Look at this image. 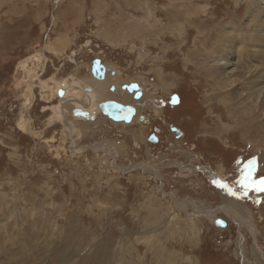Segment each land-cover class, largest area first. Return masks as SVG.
Here are the masks:
<instances>
[{
    "label": "rangeland",
    "instance_id": "374dc122",
    "mask_svg": "<svg viewBox=\"0 0 264 264\" xmlns=\"http://www.w3.org/2000/svg\"><path fill=\"white\" fill-rule=\"evenodd\" d=\"M84 39L131 57L129 76L151 95L147 114L174 111L186 136L173 153L133 124L120 154L136 155L121 162L133 169L116 177L76 146L78 123L45 131L24 116L17 69L67 59ZM212 52L251 72L234 87L219 81ZM152 88L178 92L182 105L160 110ZM263 94L264 0H0V264H264L253 253L257 244L264 256ZM50 108L46 121L59 114Z\"/></svg>",
    "mask_w": 264,
    "mask_h": 264
},
{
    "label": "flooded vegetation",
    "instance_id": "af4514ba",
    "mask_svg": "<svg viewBox=\"0 0 264 264\" xmlns=\"http://www.w3.org/2000/svg\"><path fill=\"white\" fill-rule=\"evenodd\" d=\"M111 50H114L113 53ZM124 51L123 49L115 50L113 45H107L106 42H89L87 39H84L80 47L75 50L74 55L68 56L67 59L64 57L56 58L57 61L55 62V59L51 58V56L49 58L44 55L40 56L42 62L38 70H36V67H33L32 70L30 69V71H26L24 74L21 72L22 69H17L16 71L17 78L19 77L18 80L21 82V90L29 94V101L25 109H23L25 112L24 116H26V118L28 117V119L30 118L34 126L40 123L45 131L56 125L65 130L70 126L75 128V125H77L76 123H78L77 126H79L80 129H77L79 132L75 140V143L78 142L76 146L80 150L84 149V152L91 151V154L96 152L99 156L102 155L104 158H101L106 160L103 165L104 173L115 171L116 177H120L122 174L125 176L129 174L127 171L133 169L131 167L123 169L121 162L130 164L132 162V157L136 155L132 154L128 157L120 155L122 152L127 154V148L124 151L123 149L129 146V126L133 124L138 125V123H144L145 126H150V130L144 135L145 141L149 143L150 146L164 144L163 149L166 153L171 151L170 146L173 145L174 140L186 136V131L176 122L177 118L174 111L164 114L163 111L159 112L158 110L157 113L161 114L156 115L152 113L151 110V112L147 114L146 108L144 107L146 106V102L142 96L145 92L149 91L146 90L147 87L143 84L141 78H131L129 76V68L132 59L127 53L125 54ZM121 53L124 56L119 57ZM40 54L42 53L40 52ZM117 58H122L124 60V67L115 66L118 62ZM35 60H37V58H35ZM114 62L115 64H113ZM46 71H48V73H46ZM150 81H154V77H151ZM150 84L154 86L152 83ZM72 90H74V92ZM151 93L154 96L153 103H159L160 110L161 108L173 110L175 108L174 106L179 107L182 105L179 104L182 98L178 92H171L168 96H163L152 88ZM129 95L132 99L134 98L133 100H135V102L138 99L137 101H139V103L128 102L126 99ZM173 95H177L178 101L172 104L171 100L173 99ZM19 97L20 96L17 98ZM74 99L75 101H79L74 103ZM81 101L88 103L83 105ZM87 105L91 108L85 107ZM127 105H133L135 108L133 120L130 122H126L123 116L119 120H114L102 110L106 109L111 111L110 109L115 107V109H119L118 113L122 114L121 109L126 108ZM57 106H61L60 114L57 115V118L49 121L44 120V114L51 109L50 107ZM15 107L19 109L22 108L21 100H16ZM177 107L176 109L178 110L179 108ZM75 109H79L81 112L85 113V116L77 115L76 117V115L73 114ZM69 135L65 138L68 142L71 141L72 137ZM113 138L115 139L111 141ZM135 141L133 139L131 145L138 146L137 149H140L141 144L139 143L137 145ZM65 144L68 145L67 142H65ZM171 152L173 153V151ZM97 161L99 162L95 156L94 166L97 164ZM141 162L143 163L145 161H140V163ZM169 166L170 165H166L165 167ZM115 167L117 169H115ZM175 167V172H177V166ZM104 173L102 174L106 175ZM244 195L245 194H243V196ZM222 210L226 211L225 209ZM216 218L218 217L212 218V221ZM224 220L226 221V219Z\"/></svg>",
    "mask_w": 264,
    "mask_h": 264
},
{
    "label": "bare ground",
    "instance_id": "6f19581e",
    "mask_svg": "<svg viewBox=\"0 0 264 264\" xmlns=\"http://www.w3.org/2000/svg\"><path fill=\"white\" fill-rule=\"evenodd\" d=\"M172 16V15H171ZM251 39V38H250ZM253 43V42H252ZM218 50V49H217ZM212 55V56H211ZM211 55H209L210 57H211V59H213V60H216V59H218V64H217V67L219 68V72H217V73H215V76H216V78L217 79H219V81H221V82H223V83H225V84H230L232 87H234V85L237 83V82H240L243 78H245V77H247V73H249V72H251V71H249V69L248 68H238L237 66H233L232 65V61L230 60V59H228V58H226V57H222V56H220L219 54H213V52H212V54ZM35 68V67H34ZM231 75H234V78H231ZM231 78V79H230ZM247 81L252 85V80L250 79V78H248L247 79ZM248 83V84H249ZM81 85V84H80ZM66 86V85H65ZM248 87V86H247ZM252 89H255V88H252ZM56 90V89H55ZM54 90V91H55ZM70 90V89H69ZM74 90H75V87H74ZM74 90H72L73 92H74ZM251 90V89H250ZM249 90V91H250ZM235 91V90H234ZM262 91V90H261ZM56 92V91H55ZM71 92V91H70ZM77 93H78V91H77ZM148 92H145V94H143V96H142V98L143 99H145L146 100V98L148 99V97H150L148 94H147ZM231 93H233V95L234 96H238V94H240V93H236V92H231ZM254 90H252L251 91V94L252 95H254ZM45 94V93H44ZM43 94V95H44ZM262 94V93H261ZM70 95H72V94H70ZM264 95V94H263ZM46 97H47V95H46ZM64 97V96H63ZM70 97V96H69ZM89 97V96H88ZM94 97V96H93ZM95 97H96V94H95ZM253 97V96H252ZM74 98H75V96H74ZM79 98V97H78ZM141 98V99H142ZM243 98V97H242ZM254 98V97H253ZM62 99V98H61ZM97 99V98H96ZM134 99V98H133ZM132 99V97L129 95L128 97H127V101L128 102H130V103H139V101H137L136 100V102H135V100H133ZM140 99V98H139ZM237 99V98H236ZM249 99V98H248ZM262 99V101H264V96L261 98ZM95 100V99H94ZM72 101V100H71ZM77 101V100H76ZM75 101V99H74V103L76 102ZM79 101V100H78ZM77 101V102H78ZM93 101V100H92ZM143 101V100H142ZM69 102V101H68ZM98 102V101H97ZM81 103L83 104V105H86L88 102H85V101H81ZM245 103V102H244ZM246 103H249V102H246ZM65 105V104H64ZM68 106H69V104H68ZM95 106H97V105H95ZM61 107V106H60ZM60 107L59 106H57L56 107V109H57V111H58V113L60 114ZM71 107V106H70ZM85 107H89V109L91 108L89 105H87V106H85ZM70 111V110H69ZM138 115V114H137ZM136 116V115H135ZM77 117V116H76ZM89 117V116H88ZM133 120V119H132ZM62 121V120H61ZM64 121V120H63ZM97 121V120H96ZM68 129L69 130H71V127H68ZM228 197V196H227ZM229 202H230V204H232L233 205V207H235L236 209H238V211L240 212V214H241V212H242V208L240 207V205H239V203L237 202V200H229ZM190 204L191 205H193L194 207H196V203H194V202H190ZM225 207H226V205H224ZM228 206H230V205H228ZM223 207V206H222ZM207 208V207H206ZM224 208V207H223ZM211 210V209H210ZM232 211V210H231ZM234 211H236V210H234ZM231 215H232V213H231ZM234 215V214H233ZM241 215H244V213L243 214H241ZM235 217V216H234ZM240 217V216H239ZM238 218V217H237ZM240 220H243L244 218H242V217H240L239 218ZM253 250H254V257H257V256H261L262 258H264V256H263V254H262V252H261V249L259 248V246L257 245V244H255L254 245V248H253ZM260 254V255H259ZM17 256V255H16ZM246 258V257H245ZM16 259V258H15ZM14 259V260H15ZM69 259V258H68ZM258 259V258H257ZM71 261V260H70ZM12 262H14V261H12ZM244 262H245V264H252L251 262H249L247 259H244ZM13 264H17V262H14Z\"/></svg>",
    "mask_w": 264,
    "mask_h": 264
},
{
    "label": "water",
    "instance_id": "95a60500",
    "mask_svg": "<svg viewBox=\"0 0 264 264\" xmlns=\"http://www.w3.org/2000/svg\"><path fill=\"white\" fill-rule=\"evenodd\" d=\"M172 98L174 99V100L173 99L171 100L172 104L176 103L178 101L177 95H173ZM102 110L105 114H107L110 118H112L114 120H119L123 116V118L126 122H130L133 118L134 113H135V108L133 105H127L126 108L121 109L122 114H119L118 113L119 109L117 110V109H115V107L110 109L111 111H108L106 109H102ZM73 114L76 116L77 115L85 116V113L81 112L79 109H75L73 111ZM217 208H220V206H216L215 208H212L211 211L215 212V211H217ZM213 223L219 227H224L226 225V221L222 218H219V217L214 219Z\"/></svg>",
    "mask_w": 264,
    "mask_h": 264
},
{
    "label": "crops",
    "instance_id": "0c3cea01",
    "mask_svg": "<svg viewBox=\"0 0 264 264\" xmlns=\"http://www.w3.org/2000/svg\"><path fill=\"white\" fill-rule=\"evenodd\" d=\"M12 22H13V21L11 20V23H12ZM11 23H10V24H11ZM19 27H20V26H19ZM29 33H30L29 31L26 32V34H29ZM41 35H42V34H41ZM57 43H59V41H57ZM20 47H22L21 44H20V45H19V44H14V45H11V46H10L11 50H13V49H15V48H20ZM23 47H24V46H23ZM54 47H55L56 49H53V51H56V53L58 52L57 54H59L60 52H62V51H63V48H64V47H62L61 45H56V46H54ZM18 81H19V80H18ZM19 84H20V81H19Z\"/></svg>",
    "mask_w": 264,
    "mask_h": 264
}]
</instances>
